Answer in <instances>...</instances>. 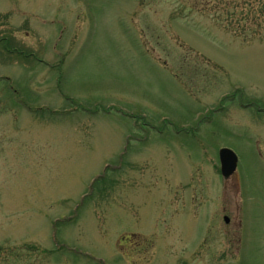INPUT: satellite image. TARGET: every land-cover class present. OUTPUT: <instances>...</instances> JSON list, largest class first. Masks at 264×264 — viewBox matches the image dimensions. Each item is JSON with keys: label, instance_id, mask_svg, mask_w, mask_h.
<instances>
[{"label": "rangeland", "instance_id": "374dc122", "mask_svg": "<svg viewBox=\"0 0 264 264\" xmlns=\"http://www.w3.org/2000/svg\"><path fill=\"white\" fill-rule=\"evenodd\" d=\"M0 264H264V0H0Z\"/></svg>", "mask_w": 264, "mask_h": 264}, {"label": "water", "instance_id": "95a60500", "mask_svg": "<svg viewBox=\"0 0 264 264\" xmlns=\"http://www.w3.org/2000/svg\"><path fill=\"white\" fill-rule=\"evenodd\" d=\"M219 159L222 176L228 179L236 170L237 158L230 150L223 149L219 152Z\"/></svg>", "mask_w": 264, "mask_h": 264}, {"label": "flooded vegetation", "instance_id": "af4514ba", "mask_svg": "<svg viewBox=\"0 0 264 264\" xmlns=\"http://www.w3.org/2000/svg\"><path fill=\"white\" fill-rule=\"evenodd\" d=\"M236 177V176H235ZM233 188L235 189V194H238L239 195V186H238V183H237V180H235V181H233ZM219 193H220V191L217 193V195H216V197L217 196H219ZM227 193H228V191L226 190V186L224 185L223 186V191H222V194L219 196V198H221V196H222V199H221V201H219V202H221L220 204L221 205H223L222 206V208H223V210L225 211V209H226V207H228L229 209H230V207L228 206L229 205V203H228V197H227ZM214 200H215V198H214ZM216 201V200H215ZM235 208V207H234ZM234 210H239V208L238 209H234ZM224 218H226V217H224ZM229 223V222H228Z\"/></svg>", "mask_w": 264, "mask_h": 264}]
</instances>
